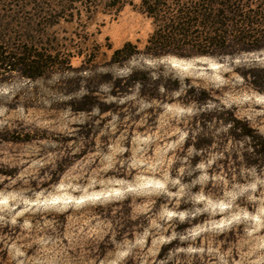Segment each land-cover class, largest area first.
Instances as JSON below:
<instances>
[{"label": "rangeland", "instance_id": "obj_1", "mask_svg": "<svg viewBox=\"0 0 264 264\" xmlns=\"http://www.w3.org/2000/svg\"><path fill=\"white\" fill-rule=\"evenodd\" d=\"M153 30L140 0H0V50L47 62L0 70V264H66L110 227L51 217L113 203L144 219L101 264H264V50L152 58Z\"/></svg>", "mask_w": 264, "mask_h": 264}, {"label": "trees", "instance_id": "obj_2", "mask_svg": "<svg viewBox=\"0 0 264 264\" xmlns=\"http://www.w3.org/2000/svg\"><path fill=\"white\" fill-rule=\"evenodd\" d=\"M140 8L154 25L144 47V54L148 57L212 59L264 50V0H140ZM0 42H4V39ZM136 53L137 49L127 44L116 50L114 56L127 59ZM43 63L47 62L42 56L35 58L22 51L10 55L0 50V70L22 72L24 69L23 75L32 79L37 74L31 73H39L41 69L47 68ZM251 77L252 87L258 89L254 81L256 77ZM245 136L253 140L249 132ZM252 150L264 155V138L256 137ZM115 207L117 204L114 203L85 206L77 212L67 210L52 216L64 245L65 226L72 217L110 227L92 234L72 251L68 249L62 259L58 257L59 261L66 264H101L116 244L133 239L134 234L141 231L144 218L131 219L126 204L123 208L125 219H122L119 212H114ZM158 259L161 260L160 254Z\"/></svg>", "mask_w": 264, "mask_h": 264}, {"label": "clouds", "instance_id": "obj_3", "mask_svg": "<svg viewBox=\"0 0 264 264\" xmlns=\"http://www.w3.org/2000/svg\"><path fill=\"white\" fill-rule=\"evenodd\" d=\"M201 167H203V165H201ZM250 187H254V185H250ZM243 191V190H242ZM12 199H15V197H11ZM4 203L6 204L7 203V200H5L4 201ZM199 211V210H198ZM262 211H264V210H262ZM168 215H171V213H169ZM181 218H183V214H181ZM25 226H27V225H25ZM182 239H183V237H182ZM138 243H142V241H138Z\"/></svg>", "mask_w": 264, "mask_h": 264}]
</instances>
